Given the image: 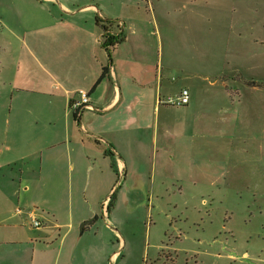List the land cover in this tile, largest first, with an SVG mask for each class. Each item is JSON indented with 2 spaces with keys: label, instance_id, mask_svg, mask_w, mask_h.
Returning <instances> with one entry per match:
<instances>
[{
  "label": "rangeland",
  "instance_id": "1",
  "mask_svg": "<svg viewBox=\"0 0 264 264\" xmlns=\"http://www.w3.org/2000/svg\"><path fill=\"white\" fill-rule=\"evenodd\" d=\"M99 1L110 15L122 13L130 20L131 39L150 41L139 53L147 51L156 59L164 50V57L179 58L173 63L177 70L169 73V96H175L183 85L179 70L236 72L264 82V0ZM0 14H4L0 55L6 57L26 55L29 47L24 39L29 40L26 30L31 22L53 30L49 32L55 36L64 31V11L48 0H0ZM13 16H18L20 24L10 21ZM257 38L261 41H253ZM125 46L120 45L115 58L124 56ZM126 60H119L124 68ZM133 69L136 75L149 71L150 65L136 63ZM218 87L210 94L203 87V104L214 107L225 102L226 89L216 84L215 90ZM251 88L255 87L243 84L235 93L242 95L244 104L252 103L249 110L264 102V94ZM213 111L190 115L186 131L161 133L156 145L153 120L157 114L152 104L144 118L146 126L132 131L120 127L119 110L98 112L91 119L94 124L117 122L110 140L122 153L126 167L118 176L110 159L103 161L102 155L87 163L76 140L69 142L67 152L65 146L53 149L64 156V221L73 214L76 227L86 231L82 239L76 241L73 236L67 241V247H77L78 262L264 264V109L247 112L251 129L260 134L247 136L251 140L242 136L244 122L235 136L233 124L227 121L229 108ZM164 114L162 110L161 117ZM175 115L178 120L181 111ZM176 119L169 112L168 120L176 122L172 129L180 124ZM112 161L114 166H123L117 157ZM113 194L115 206L109 217L117 235L103 216L104 200ZM118 249L121 255L112 261L111 254Z\"/></svg>",
  "mask_w": 264,
  "mask_h": 264
},
{
  "label": "crops",
  "instance_id": "2",
  "mask_svg": "<svg viewBox=\"0 0 264 264\" xmlns=\"http://www.w3.org/2000/svg\"><path fill=\"white\" fill-rule=\"evenodd\" d=\"M48 2L55 6L58 3L64 11V31H57L55 36L49 32L53 30L31 22L32 26L26 30L29 40L24 39L29 54L17 57L0 55V264H81L76 259L77 247H67V241L73 240V236L76 241L82 239L86 231L76 227L73 214L64 221V156L53 149L65 146L67 152L69 142L76 140L84 150L87 163L98 161L102 155L103 161L110 159L108 163L117 176L121 170L124 172L122 153L110 140L113 131L118 129L117 122L114 119L106 126L94 124L91 119L97 117L98 112L119 110L120 127L132 131L146 126L144 118L152 104L157 114L153 120L154 145L161 133L186 131L188 125L185 123L190 115L221 108H229L227 121L233 124L235 136L241 130L238 125L243 122L242 136L245 139L260 136L251 129L247 112L263 110L264 102L259 100L257 108L254 105L249 110L252 103L244 104L242 95L235 93L239 86L246 84L255 87L251 90L257 88L264 94L263 86H252L235 79L236 72L218 75L179 70L183 85L175 96H170L177 98L183 87L193 88L194 103L190 99L187 105L171 106L174 104L166 100L170 97L166 93L168 82L171 83L168 77L172 69H176L175 59L179 58L173 54L164 57V50L156 59L146 54L147 51L139 53L147 42L151 45L150 41L131 39L130 26L133 24L130 20L122 13L110 15L99 0ZM3 17L4 14H0V21ZM98 17L114 19L115 24L121 22L113 29L122 32L125 38L111 50L112 61L108 50L102 46L104 29L97 21ZM10 21L20 24L18 16L11 17ZM133 23L137 24L136 20ZM237 43L239 45V40ZM121 44H126L125 53L117 59L115 54L122 49ZM49 47H52V53ZM125 59L127 68L119 63ZM136 63L149 64L150 70L135 75L133 67ZM174 77L177 79L178 76L172 77L176 80ZM216 84L222 85L226 94L225 102L219 101L215 109L203 104L200 92L206 87L208 94L216 93L219 90V87L215 90ZM83 91L89 93L94 109L83 108L77 112L74 103L81 99ZM162 110L165 114L161 117ZM178 111L182 115L177 120L175 114ZM169 112L180 122L176 129H172L176 122L168 120ZM110 150L114 156L108 155ZM114 157L122 161V167L119 163L113 165ZM108 199L104 200L103 216L111 232L117 235L119 232L107 211ZM82 218L85 217L79 220ZM34 219H39L42 225L34 226ZM87 223L86 220L84 230ZM120 255V249L114 251L111 260L116 261Z\"/></svg>",
  "mask_w": 264,
  "mask_h": 264
},
{
  "label": "trees",
  "instance_id": "3",
  "mask_svg": "<svg viewBox=\"0 0 264 264\" xmlns=\"http://www.w3.org/2000/svg\"><path fill=\"white\" fill-rule=\"evenodd\" d=\"M98 23H100L104 29V40L102 41V44L104 46V48H106L108 50L109 53V58L110 61H112V56H111V50L113 48H115V46L117 44H119L120 42H122L124 40V34L122 32H118L117 30H114V23L115 20L114 19H103L98 17L97 18ZM112 64V63H111ZM242 76L240 75H236L234 78L235 79H242ZM243 81L249 85L252 86H264V82L263 81H257V80H253V79H244ZM78 112V110H76ZM98 141V140H97ZM99 143V141H98ZM110 155L114 156L115 154L110 150ZM115 199H116V195L113 194L111 197H109V202L107 205V211L111 212V210L114 208L115 206Z\"/></svg>",
  "mask_w": 264,
  "mask_h": 264
},
{
  "label": "built area",
  "instance_id": "4",
  "mask_svg": "<svg viewBox=\"0 0 264 264\" xmlns=\"http://www.w3.org/2000/svg\"><path fill=\"white\" fill-rule=\"evenodd\" d=\"M121 22H117L116 25H120ZM115 25V23H114ZM174 79H176V77H174ZM190 98H191V94H190V90L187 87H183L180 91V94L177 98L175 97H167V102L175 104V105H179V106H183V105H187L190 102ZM74 108L75 110H82L83 108H88V109H94V107L92 106V104H90V96L89 93L86 91L81 92V99L79 101H76L74 103ZM33 225L36 227H39L42 225V222L39 219H34L32 221Z\"/></svg>",
  "mask_w": 264,
  "mask_h": 264
},
{
  "label": "water",
  "instance_id": "5",
  "mask_svg": "<svg viewBox=\"0 0 264 264\" xmlns=\"http://www.w3.org/2000/svg\"><path fill=\"white\" fill-rule=\"evenodd\" d=\"M84 224H85V223H84ZM84 224H83V225H84ZM82 229H83V227H82Z\"/></svg>",
  "mask_w": 264,
  "mask_h": 264
}]
</instances>
